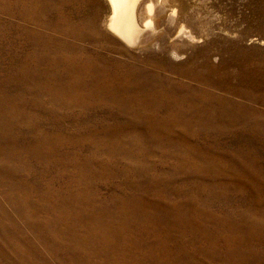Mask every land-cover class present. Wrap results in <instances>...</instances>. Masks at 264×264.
Listing matches in <instances>:
<instances>
[{"label":"rangeland","instance_id":"1","mask_svg":"<svg viewBox=\"0 0 264 264\" xmlns=\"http://www.w3.org/2000/svg\"><path fill=\"white\" fill-rule=\"evenodd\" d=\"M177 3L0 0V264H264V0Z\"/></svg>","mask_w":264,"mask_h":264},{"label":"bare ground","instance_id":"2","mask_svg":"<svg viewBox=\"0 0 264 264\" xmlns=\"http://www.w3.org/2000/svg\"><path fill=\"white\" fill-rule=\"evenodd\" d=\"M109 15L107 28L130 46L157 43L161 32L171 28L175 37L169 44V52L179 56V46L196 41L195 32L181 20L177 0H107ZM166 21V22H165ZM165 22V25H162ZM161 31V32H160ZM171 33H168L170 36ZM162 35V33H161ZM171 37V36H170Z\"/></svg>","mask_w":264,"mask_h":264}]
</instances>
